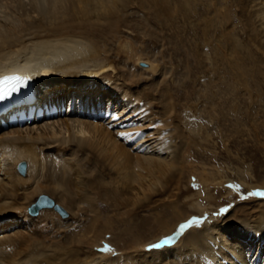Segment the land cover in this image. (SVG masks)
<instances>
[{
	"label": "bare ground",
	"instance_id": "obj_1",
	"mask_svg": "<svg viewBox=\"0 0 264 264\" xmlns=\"http://www.w3.org/2000/svg\"><path fill=\"white\" fill-rule=\"evenodd\" d=\"M190 31L195 38L188 37ZM152 41L185 55L180 62L186 75L178 88H185L196 70L208 78L206 91L198 94L207 103L200 110L209 122L230 120L217 95L209 94L219 85L212 74L231 73L241 89H229L236 100L251 95L248 78L264 84L255 55L264 57V0H0V77L23 76L37 105L67 108L23 127L0 126V231L12 229L0 235V264H264V182L231 183L220 170L205 174L194 168L190 153L202 146L197 135L202 129L208 133V126L178 116L182 104H176L165 78L156 83L140 77L135 66L147 71L144 52ZM113 43L119 46L117 58L127 62L113 58ZM206 49L215 53L213 59ZM180 53L169 54L170 62ZM151 62L147 72L155 76L158 66ZM121 99L136 111L159 101L153 113L159 115L163 156L133 150L101 122V115L114 116L110 106ZM193 104L187 109L199 114L201 106ZM239 107L227 110L231 117L241 113ZM236 134L242 138L243 128ZM19 163L26 165L25 175L17 171ZM192 184L216 206L234 201L241 186L254 191V198L212 218L214 209L202 215L207 208L197 202ZM223 193L229 196L217 203ZM47 194L70 219L54 208L29 214Z\"/></svg>",
	"mask_w": 264,
	"mask_h": 264
},
{
	"label": "rangeland",
	"instance_id": "obj_2",
	"mask_svg": "<svg viewBox=\"0 0 264 264\" xmlns=\"http://www.w3.org/2000/svg\"><path fill=\"white\" fill-rule=\"evenodd\" d=\"M235 23H237V25H239V29L242 31V29L240 28L241 25L239 24V21H236ZM240 30H237V31H238L239 35L241 36L242 32H240ZM188 34H189L188 37L190 39L195 38L193 36L192 31H190ZM123 36H124V38L127 37L129 40H135V36L131 35L130 32H124ZM241 40H242V43H244L243 46L248 44L247 38L245 36L244 37L242 36ZM244 40H245V42H244ZM135 44L140 49L143 47V44L138 42V41H136ZM146 44L147 45H146V50H145L144 54H147L149 56L150 61L155 63L154 65H156V67L158 66L157 67L158 72L155 74V76H154V74L150 73V71L147 72L151 68L150 67L151 64L149 63L150 61H147V63L143 62V63H146V67H144L143 69H146L147 71L140 70L137 66H135L139 70L138 72L142 73V74H140L141 75L140 77L142 79H144V81L150 80L153 78V79H155V82L157 81L159 83L162 82L165 78L168 88L171 90V92L173 91L172 93L174 94L173 96H174L176 104L178 106L180 104H182V106H179V108L181 109V112L179 110L178 116H179V114H182L181 117L185 116V115H189V116H191L190 118H192V121L193 120L195 121V118H198L200 120V121H198V122H200V127H203V125H204V127L208 126V129H207V131L209 130L208 133L202 134L205 131V130L203 131V129H202V131H201L202 133H200V135H197L198 142H200L202 146H198L197 148L194 147V150H192L190 153V155H191L190 158L193 160L192 164H193L194 168L197 169L198 172H200V173L202 171L204 172V170H205V172L207 171L205 174L212 173L213 171H216V170H220V172H222V174L224 176H226L225 179H227V181H230L231 183H241L240 182L241 178H243V180H245L250 185H255V183H263L264 182V145H262L261 143L264 144V84L262 83V85H261V84L255 83V82H253L254 83L253 84L252 80H250V78H248L251 85H253V86H251V89H252L251 95H250V93H248L245 97L246 100H242V99L236 100L237 98L231 95L230 90H233L235 87L234 90L237 89L238 90L237 93H240L241 89H238L240 86L236 83L237 81L234 80V82L236 84L234 82H232L233 79L230 78L231 75H229L231 73H229L227 69H222V71L221 70H220V72L218 71V74H219L218 77H215V74H212L213 76L212 75L211 76H212L213 81H214V79L217 78V80H218V78H219V81L216 80V82L220 85V88H219V85H217L215 88H213V91H209L210 92L209 94L215 93L217 95L216 101L219 102L220 104H223L222 109L224 108L223 111L226 113L225 117L227 118V115H229L228 117H230V120L228 118L226 119L228 121L223 120V117H222L221 122H220V120H218L216 122L217 119L213 122H209L210 117H208L207 114H204L203 112H201V110H203L205 108L204 105H207V103L203 99H201L200 95H199L201 90L206 91L205 86H206V83H208V81H207L208 78L206 79L205 77H203L204 74L201 73L202 71L198 72L196 70L197 72L195 71V76L193 75L192 77H190V79L187 80L189 84L187 83V85H185V88H182V87L178 88L177 86L179 85L180 82H182L185 79V75H186V74H183L184 73L183 71H185L184 67L182 66L183 62L182 61L180 62L181 58L183 59L185 55L181 54L180 52H177L174 49H172L170 51L166 50V48L162 47L163 46L162 42L158 43V42L152 41L150 43L146 42ZM109 46L114 49V52H113L114 54L112 55L113 58H116L117 61L121 60L123 62H125L127 60L124 57H122V55H118V58H117V55L115 54V50L118 49L117 47H119L118 43H113L112 45H109ZM200 46L202 47L203 44H201ZM186 47H188V43H187ZM205 51H206L205 54L209 55V57L211 59H213L215 57V53L210 51V49H206ZM208 52H209V54H208ZM175 53H180L181 57H177L174 55V61L175 62L172 61V63H171L170 62L171 57L169 54L173 55ZM211 54L212 55L214 54V55L212 56ZM221 54H223L222 50L219 52V55H221ZM255 55L256 56L258 55L257 57L260 59V61L258 63L261 64V67L264 69V57L261 54H258L257 52ZM205 57H206V61L207 62L209 61L208 62L209 65H207V66L209 68H212V67L214 68L215 64H213L211 62V59L206 55H205ZM119 58H121V59H119ZM128 62H130V61H128ZM130 65L134 66V63L130 62ZM179 67H180V69H179ZM222 72L225 75H223ZM227 74H228V77L231 79V81L229 80V78L227 79ZM151 75H152V77H151ZM200 77H201V79L199 80ZM202 78H203V80H202ZM223 78L224 79L226 78L225 82L227 81V84L224 83V85H223V83H222L224 81ZM220 79H223V81ZM194 80L197 81L196 84L193 82ZM225 85H226V87H225ZM194 86H196V87H194ZM227 87H228V90H227ZM177 89H179V90L177 91ZM174 92L175 93L177 92V95H180L181 98L179 96H176V94ZM257 94H259V96ZM190 95L193 97H191ZM156 96H157V94H156ZM182 96H184V97H182ZM250 96H251V98L255 97L254 99H256V100H254V102H252L250 99ZM185 97H188V98L186 99ZM231 97H233V98H231ZM189 98H191V99H189ZM199 98H200V100H199ZM242 98H244V97H242ZM229 100L231 101V103ZM240 101L241 102L243 101L246 104L244 105L243 102L239 103ZM158 102L159 101H156L157 104H158ZM184 102L186 104L185 108H184L185 104H183ZM186 102H188V103H186ZM192 102L195 104H193ZM156 103L154 102L153 103L154 105L152 104V106H149L148 108L139 109L136 111L135 110L136 108L134 109L133 106H128V104L125 101H123V99H121L119 101V103L117 102L115 104H111V106H110V111L112 112V114L115 113L117 115L114 114L113 117H110L111 114H109V115H107L106 118H104V116L101 115L100 119H101V122H104L107 126H109L111 132H113L114 134L117 135V137L119 138V141L121 143L125 144L128 140L129 141V142H127L128 146L131 147L132 149L134 148L133 150H135V151L139 150L140 152L137 151L139 153L148 154V156H154V157H158L159 155L163 156L164 154H160L161 153L160 152V147H161L160 142H162L163 137L159 135L160 129H159V126L157 125V121H158L157 119H158L159 115L153 113L154 111H157V110H155ZM192 104L197 105L199 107L201 106L199 108V110L201 109L200 112L198 111L199 114H197V113L195 114L194 112L190 113L191 111L189 112V110L187 108L189 106H191ZM138 105H139V102L134 104V106H137V107H138ZM140 105L142 106L141 103H140ZM226 105H228L227 107H229V106L230 107L227 108ZM231 105L232 106L233 105L240 106L239 108L240 109L242 108L240 112L242 113V111H246L248 114L242 113L243 119L241 118L242 115L240 112H239L240 114H238L237 116L231 117L232 112L230 113V111H233ZM202 106H204V108ZM243 106H245V107H243ZM229 109H230V111L228 112L227 110H229ZM233 115H235L234 112H233ZM244 115L245 116L247 115V116L245 117ZM146 117H149L150 119H148ZM225 117H224V119H225ZM237 117H238V119H237ZM151 118H153V119H151ZM240 118L242 119L241 120L242 122L241 121L239 122ZM153 121L155 124L152 125L151 122L153 123ZM223 121H225V122H223ZM222 122L226 123V124H222ZM238 128H241V129L243 128V135H241L242 138L241 137L239 138L236 134ZM188 131L190 133V130H188ZM191 134H192V132H191ZM192 135H194V134H192ZM207 135L212 136L209 139V141H205V137ZM227 149L229 151L228 154L226 153ZM187 182H189V179H186L184 183H187ZM237 185H239V184H237ZM191 186L194 187V192H196V194H198L197 195V198H198L197 202L200 205H202L203 208H207V210L202 215H204V216L209 215L210 214L209 212L213 211L212 209H214L215 212L213 213L212 218H214V216H217V217L219 215L222 216L224 214V212H226V213L230 212L231 209L235 208L237 206V204H242V203L248 202V201L252 200V198H254L253 197L254 191H251L250 189L248 190L246 187L239 185V186H241L240 192L238 193V195H235L236 197H234L235 198L234 201H231V202L227 201L222 206H216V204H214V203H212V204L209 203V200L206 199L207 194L201 186H199L198 184H192ZM211 194H213L215 196H219V194H217L216 192H215V194H214V192ZM224 194L225 193H223V196L221 199L217 200L218 201L217 203L221 202V200L223 199L224 196L225 197L229 196L228 193H226L225 195ZM239 196H241V197H239ZM249 196H250V198H248ZM47 197H50V195L48 196V194H47ZM165 197L167 198L168 196H165ZM50 198H52V197H50ZM242 199H244V200H242ZM55 203H56V201H55ZM205 204H207V205H205ZM206 206H208V207H206ZM221 208H223V209L226 208V209L223 210ZM65 213H66V215L64 216V219H70L71 216L67 212V210H65ZM34 218H38V216L34 217ZM217 222H219V221H217ZM213 223L214 222L212 221L211 224H213ZM2 228H4V230L0 231V235H4V234L7 235V234H9V231L12 230L11 228L9 230H7L8 227H6V226H4ZM177 238H176L175 242H177L181 238V235H178ZM160 248L162 249V246ZM160 248H158V249L160 250Z\"/></svg>",
	"mask_w": 264,
	"mask_h": 264
},
{
	"label": "water",
	"instance_id": "obj_3",
	"mask_svg": "<svg viewBox=\"0 0 264 264\" xmlns=\"http://www.w3.org/2000/svg\"><path fill=\"white\" fill-rule=\"evenodd\" d=\"M141 66H145V64L141 63ZM17 170L21 175H25L26 165L24 163H20L17 166ZM54 208L59 211L62 215H65V212L62 208L54 205V202L47 196L40 197L32 207L29 208V213L32 216H35L39 213V211L43 208Z\"/></svg>",
	"mask_w": 264,
	"mask_h": 264
},
{
	"label": "snow or ice",
	"instance_id": "obj_4",
	"mask_svg": "<svg viewBox=\"0 0 264 264\" xmlns=\"http://www.w3.org/2000/svg\"><path fill=\"white\" fill-rule=\"evenodd\" d=\"M19 77H10V78H5L3 81H0V99H3L4 96H6L8 94V92L10 91H14L15 90V85L13 84L11 87H9V81H19ZM185 227H187V225H185ZM164 244L170 243V241H164ZM162 245L161 244H155L152 247L154 249H158L160 248ZM110 251V249H109Z\"/></svg>",
	"mask_w": 264,
	"mask_h": 264
}]
</instances>
